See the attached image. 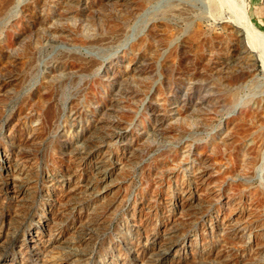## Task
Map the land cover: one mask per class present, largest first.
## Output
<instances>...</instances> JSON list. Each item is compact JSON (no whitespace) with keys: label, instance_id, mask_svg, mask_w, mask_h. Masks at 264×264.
Wrapping results in <instances>:
<instances>
[{"label":"rangeland","instance_id":"374dc122","mask_svg":"<svg viewBox=\"0 0 264 264\" xmlns=\"http://www.w3.org/2000/svg\"><path fill=\"white\" fill-rule=\"evenodd\" d=\"M0 264H264V0H0Z\"/></svg>","mask_w":264,"mask_h":264}]
</instances>
